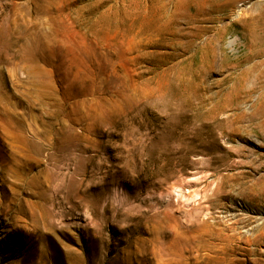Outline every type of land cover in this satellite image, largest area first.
Listing matches in <instances>:
<instances>
[{"label":"rangeland","instance_id":"rangeland-1","mask_svg":"<svg viewBox=\"0 0 264 264\" xmlns=\"http://www.w3.org/2000/svg\"><path fill=\"white\" fill-rule=\"evenodd\" d=\"M0 264H264V0H0Z\"/></svg>","mask_w":264,"mask_h":264}]
</instances>
